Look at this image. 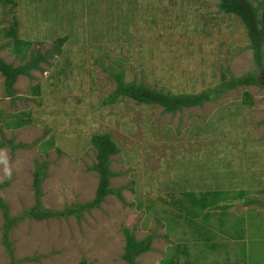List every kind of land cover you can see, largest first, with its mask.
I'll list each match as a JSON object with an SVG mask.
<instances>
[{"label":"rangeland","instance_id":"obj_1","mask_svg":"<svg viewBox=\"0 0 264 264\" xmlns=\"http://www.w3.org/2000/svg\"><path fill=\"white\" fill-rule=\"evenodd\" d=\"M13 1L0 2V57L14 66L34 53L47 58L16 78L12 96L5 95L0 76V149L12 167L5 179L0 166V196L8 215L34 203L37 163L44 165L41 208L90 200L97 182L89 169L93 132H107L119 148L110 157L118 174L109 186L121 187V199L107 195L80 218L23 217L7 243L0 214V264H77L81 258L125 264L122 227L137 239L153 234L138 264H264L263 87L227 89L173 114L129 98L101 103L114 87L107 70L173 93L248 73L259 79L264 53L259 70L239 19L218 11L217 0ZM10 27L23 43L14 44ZM62 35L66 41L52 51ZM238 189L244 196L232 199ZM190 190L224 192L227 207L216 209L224 214L212 210L203 222V231L213 233V251L195 231L202 212H187L183 193Z\"/></svg>","mask_w":264,"mask_h":264},{"label":"trees","instance_id":"obj_2","mask_svg":"<svg viewBox=\"0 0 264 264\" xmlns=\"http://www.w3.org/2000/svg\"><path fill=\"white\" fill-rule=\"evenodd\" d=\"M2 3L11 4L15 6L16 2L13 0H0ZM218 11L225 14H232L237 17L242 24L244 34L248 39L247 47L251 50V57L255 66L262 70L264 53V0H217ZM7 35L11 37L15 45L23 43L18 39L14 32V27H10L7 31ZM67 35L58 36L55 38L52 51H58L59 47L66 41ZM15 50H19V47L15 46ZM47 53H34L29 59L18 65H11L6 63L0 57V76L2 77V85L6 96H12L14 94L13 84L19 75L29 76L31 69H39L38 63L45 61ZM108 75L114 83L113 89L101 100L103 106L114 104L117 100L123 98L132 99L134 104L143 105H156L161 108L163 113L173 114L176 111L182 109L200 106L204 102L211 101L222 91L227 89H234L238 86H251L257 85L263 87L258 82V78L251 73L241 75L238 77H231L227 80H220L215 87H209L202 89L198 92H180L173 93L169 90L163 91L162 89H154L148 87L141 82H135L133 80L126 81L121 71L107 70ZM264 88V87H263ZM248 97L249 94L246 93ZM4 124H7L6 122ZM9 125V124H7ZM88 141L94 148V161L89 166V169L96 173L97 182L94 189V194L90 200L85 202H76L70 206L64 207L61 210H50L40 207V197L42 195L40 189V182L43 177V163L35 164V169L32 173L31 187L33 193L34 203L22 210V213L17 216H9L7 212V205L0 196V214L2 217V236L3 242L7 243L8 232L12 226H14L18 220L23 217H29L34 220H41L47 218L67 217L74 215L76 218H80L81 212L89 209L98 208L107 195H114L118 199H121L120 188H112L109 186L110 179L118 174L110 169V157L119 151V148L115 142L110 138L107 132H93L89 135ZM5 142L0 141V147L4 146ZM4 185V183H3ZM1 188V185H0ZM195 194L194 192L185 191L183 193L184 198L190 206L187 209L188 214L192 216H198L202 212L201 220L196 227L198 235L204 236L205 240L211 242L213 233L209 231H203L204 225L208 218L211 216V211L216 209L225 210L227 203L224 202V192L221 190L205 191ZM244 196V190L238 189L232 199L236 197ZM176 200L182 201L181 198ZM228 200V199H227ZM254 200L247 199L245 204H251ZM186 202H179L180 207H187ZM222 210V211H223ZM222 211L218 212V217L224 214ZM241 220L234 221L240 223ZM232 226V228L234 227ZM123 236V246L121 259L125 264H138L136 257L144 252H147L150 248L153 234H147L142 238H135L133 233L126 227L121 228ZM228 238H233L229 233ZM204 240V243L206 242ZM215 242H211L208 245L209 250L213 251ZM6 245V244H5ZM9 247V246H8ZM10 251V249H9ZM163 264H167V261H161ZM11 264V263H10ZM77 264H88L83 258H81ZM237 264V263H228Z\"/></svg>","mask_w":264,"mask_h":264},{"label":"clouds","instance_id":"obj_3","mask_svg":"<svg viewBox=\"0 0 264 264\" xmlns=\"http://www.w3.org/2000/svg\"><path fill=\"white\" fill-rule=\"evenodd\" d=\"M0 166H2L4 178L11 179L12 167L10 165V156L7 150L0 149Z\"/></svg>","mask_w":264,"mask_h":264},{"label":"water","instance_id":"obj_4","mask_svg":"<svg viewBox=\"0 0 264 264\" xmlns=\"http://www.w3.org/2000/svg\"><path fill=\"white\" fill-rule=\"evenodd\" d=\"M258 82L260 83L261 86L264 87V73H263V72H260V73H259V79H258Z\"/></svg>","mask_w":264,"mask_h":264}]
</instances>
